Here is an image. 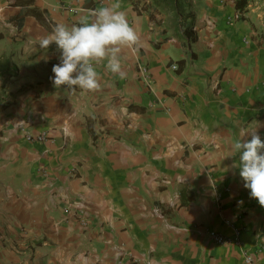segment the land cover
I'll list each match as a JSON object with an SVG mask.
<instances>
[{
  "label": "crops",
  "instance_id": "obj_1",
  "mask_svg": "<svg viewBox=\"0 0 264 264\" xmlns=\"http://www.w3.org/2000/svg\"><path fill=\"white\" fill-rule=\"evenodd\" d=\"M182 1L179 21L120 0L139 41L85 92L53 86L39 39L115 0H0V264H264L229 156L242 131L264 141V0Z\"/></svg>",
  "mask_w": 264,
  "mask_h": 264
},
{
  "label": "clouds",
  "instance_id": "obj_2",
  "mask_svg": "<svg viewBox=\"0 0 264 264\" xmlns=\"http://www.w3.org/2000/svg\"><path fill=\"white\" fill-rule=\"evenodd\" d=\"M120 8V0H115L81 17L78 24H56L49 35L39 39L41 48L55 44L59 50L60 62L53 65L54 75L50 77L56 89L63 86L97 91L100 88L97 66L101 65L108 72L124 77L121 50L137 45L139 36ZM246 134L251 138L245 140ZM230 147L229 156L238 154V162L233 166L239 168L244 187L264 207V141L255 130L242 131Z\"/></svg>",
  "mask_w": 264,
  "mask_h": 264
},
{
  "label": "built area",
  "instance_id": "obj_3",
  "mask_svg": "<svg viewBox=\"0 0 264 264\" xmlns=\"http://www.w3.org/2000/svg\"><path fill=\"white\" fill-rule=\"evenodd\" d=\"M71 10L73 12H77L78 11L77 9H71ZM172 68L177 69L178 65L177 64H172ZM140 72H141L142 77L146 81V83L151 87V82H150L151 76H150L148 68L146 66H141L140 67ZM26 136H27V138L29 140H32V141L33 140L43 141V140L47 139V132L46 131L40 132L37 135L31 134V133H27ZM80 209H81V212H85V208L80 207ZM209 233H210V235L212 236V238L215 241H217L218 243H221V244H230V243H233V242L237 241L234 238L225 236V235H223L222 233H219V232L210 231ZM245 259H246V261L248 263H250V264L253 263V257L249 253H245Z\"/></svg>",
  "mask_w": 264,
  "mask_h": 264
},
{
  "label": "trees",
  "instance_id": "obj_4",
  "mask_svg": "<svg viewBox=\"0 0 264 264\" xmlns=\"http://www.w3.org/2000/svg\"><path fill=\"white\" fill-rule=\"evenodd\" d=\"M247 0H237V5ZM154 5L161 8L166 13L172 14L175 20H182L185 17L186 6L182 0H153ZM193 39V38H192ZM0 73H10V68H0Z\"/></svg>",
  "mask_w": 264,
  "mask_h": 264
}]
</instances>
